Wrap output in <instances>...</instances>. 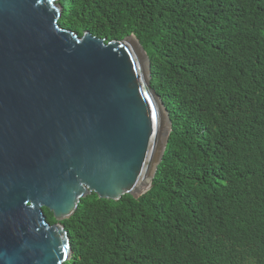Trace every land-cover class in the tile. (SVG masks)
<instances>
[{
  "label": "trees",
  "instance_id": "16d2710c",
  "mask_svg": "<svg viewBox=\"0 0 264 264\" xmlns=\"http://www.w3.org/2000/svg\"><path fill=\"white\" fill-rule=\"evenodd\" d=\"M61 4L62 28L140 41L173 124L149 192L63 222L67 264H264V0Z\"/></svg>",
  "mask_w": 264,
  "mask_h": 264
},
{
  "label": "water",
  "instance_id": "95a60500",
  "mask_svg": "<svg viewBox=\"0 0 264 264\" xmlns=\"http://www.w3.org/2000/svg\"><path fill=\"white\" fill-rule=\"evenodd\" d=\"M63 13L0 0V264L69 263L63 222L93 193L148 192L172 134L140 41L80 36Z\"/></svg>",
  "mask_w": 264,
  "mask_h": 264
},
{
  "label": "clouds",
  "instance_id": "9594fccd",
  "mask_svg": "<svg viewBox=\"0 0 264 264\" xmlns=\"http://www.w3.org/2000/svg\"><path fill=\"white\" fill-rule=\"evenodd\" d=\"M166 108H167V107H166ZM167 109H168V108H167ZM168 113H169V112H168ZM170 119H171V118H170ZM171 122H172V121H171ZM172 126H173V124H172ZM172 132H173V127H172ZM158 169H159V168H158ZM156 175H157V174H156ZM153 183H154V182H153ZM152 188H153V186H152ZM152 188H151V189H152ZM151 189H150V190H151ZM150 190H149V191H150ZM149 191H148V192H149ZM146 193H147V192H146ZM146 193H145V194H146ZM145 194H143V195H145ZM143 195H142V196H143ZM142 196H140L139 198H135V199H140Z\"/></svg>",
  "mask_w": 264,
  "mask_h": 264
}]
</instances>
